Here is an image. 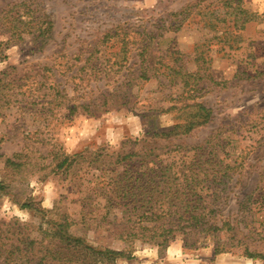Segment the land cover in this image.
<instances>
[{
    "label": "rangeland",
    "instance_id": "1",
    "mask_svg": "<svg viewBox=\"0 0 264 264\" xmlns=\"http://www.w3.org/2000/svg\"><path fill=\"white\" fill-rule=\"evenodd\" d=\"M23 1L37 15H47L52 28L50 34L27 35L8 45L0 58V72L17 78L35 75L44 81L39 94L46 96L39 103L0 102V167L6 156L32 149L31 143L35 145L29 154L44 164L51 161L49 153L54 147L69 155L104 148L109 163L117 153L141 146L155 148L158 165L171 164L174 171L189 163L198 149L213 147L222 164L229 163L226 183L217 186L216 200L219 216L230 221L220 241L224 247L215 252L216 239L185 245L188 239L182 235L164 247L135 240L130 253L117 256L110 264H264V258L247 254L264 255V0H246V7L258 18L242 29L236 48L220 49L221 44L209 48L211 60L203 64L207 69L198 79V86L205 88L195 95L211 109V119L166 140L152 136L180 121L181 112L150 107L179 106L181 102L174 100L177 87L159 82L165 80L156 70L164 68L161 58L171 57L179 58L187 70H195L194 47L205 43L214 30L197 21L199 8L194 4L215 2L216 7L220 0H0V10ZM223 13L220 10L219 15ZM4 37L0 34V40ZM168 51L178 53L171 56ZM88 56L80 79L70 78ZM139 67L146 69L147 78L128 82L139 74ZM122 82L128 91L124 95L122 90L115 91ZM62 88L72 96L71 104L90 102L88 109L94 112L78 106L70 113L66 105H60L44 118L47 105L41 102ZM101 103L106 104L101 107ZM125 165L110 164L105 177L124 173ZM88 166L84 159L66 170L27 166L13 179L7 178L0 193V224L17 217L38 235L39 227H55L67 217L72 221L71 232L88 245L121 250L116 224L127 207L105 208V195L90 191L101 186L102 171ZM89 191L91 200L87 199ZM202 193L209 195L207 201L211 199L210 191ZM104 214L106 222L100 220Z\"/></svg>",
    "mask_w": 264,
    "mask_h": 264
},
{
    "label": "trees",
    "instance_id": "2",
    "mask_svg": "<svg viewBox=\"0 0 264 264\" xmlns=\"http://www.w3.org/2000/svg\"><path fill=\"white\" fill-rule=\"evenodd\" d=\"M197 1L194 5L199 8V23L203 27L214 30V35L210 36L205 43L196 44L194 47L193 60L195 70H187L183 62L178 63L179 58H161L162 66L157 68L165 80L164 86L175 85L179 90L176 104L163 107L161 105H151V109L160 111H180L179 120L167 131L154 132L152 138L160 137L165 140L173 135L187 134L194 128L204 125L211 117V109L202 102L196 100V91L201 88L198 86V79L201 73L206 72L204 63L211 60L208 53L213 44H221L220 49L225 46L236 48L241 39V31L245 25L258 18V15L246 7V0H220V6L213 7L215 2ZM23 10L21 11V8ZM186 10L188 8H185ZM223 10V15H219ZM185 18V17H183ZM52 21L47 15L42 13L37 15L31 4L23 1L13 4L9 9L0 10V34L5 37L0 40V58L3 51L12 42L24 40L27 35L39 37L50 34ZM105 38V37H104ZM213 40L215 43H213ZM205 48H202V47ZM208 47V48H206ZM170 55L177 51H168ZM88 56L84 64L70 75V78H79L81 69L86 68ZM114 62L112 63V65ZM119 69H110L109 72L118 73ZM139 74L129 77L128 82L134 78L146 77V69L139 67ZM36 74H39L36 71ZM40 75V74H39ZM44 77L43 74H41ZM44 81L36 78L35 75L25 74L22 77L12 76L8 71L0 72V102L3 105H10L17 102L29 101L39 103L40 97H45L46 93L40 95ZM125 83L115 91H121L124 95L128 91L124 88ZM52 93L49 92V96ZM169 95V94H168ZM125 97V96H122ZM72 96H69L64 88L57 89L52 98L42 101L47 105V112L44 118L53 115V111L60 105H66L70 113L75 112L78 106L89 110L90 102L81 105L71 104ZM124 102L123 104H126ZM106 103H101L103 107ZM2 105V104H0ZM2 105V106H3ZM99 105V104H98ZM95 105L96 108H99ZM97 110V109H96ZM36 131L34 132V134ZM31 140V139H29ZM147 138L142 139L146 142ZM30 144V142H28ZM31 143L29 151L21 149L10 156L4 158L3 165L0 167V193L6 188V179L14 178L27 166H53V170H66L74 167L81 159L87 160L89 166L102 171L99 177L101 186L97 184L91 188L96 195H105V208H117L125 206L116 230L118 238L122 240L121 250L111 248H97L88 245L84 238L73 234L70 230L72 221L67 217L61 222L56 223L55 227L42 230L39 227L38 235H35L34 227L14 217L0 224V264H110L117 256L126 255L135 240L149 242L164 247L178 235L188 239L190 242L185 245H200L209 239L219 241L216 244L215 252L220 251V241L230 227L228 218L219 216V208L216 200L219 198L218 191L222 184H225V177L229 169V163L217 158L215 148L208 150L205 146L195 152L191 161L177 170H171L172 165H158L155 148L146 149L144 146L132 149L128 153H117L115 161L109 163L104 158L105 149L99 151L78 152L69 155L59 147L50 150L51 161L48 164L38 161L39 157L29 154L34 149ZM1 157V155H0ZM105 160V161H104ZM126 163L124 173L115 172V175L105 177L108 166ZM112 171H117L112 169ZM208 190L212 193L209 202L208 194L202 193ZM89 191L88 200L93 195ZM217 193V194H216ZM23 206H33L32 203H25ZM106 215L100 217L101 221L106 220ZM106 222V221H105ZM112 222H109L111 224ZM109 229V228H108ZM185 239V240H186ZM248 256H259L264 258L262 253L247 251Z\"/></svg>",
    "mask_w": 264,
    "mask_h": 264
}]
</instances>
